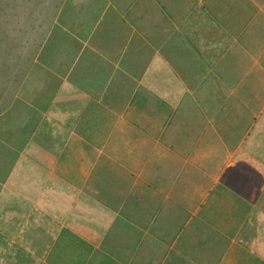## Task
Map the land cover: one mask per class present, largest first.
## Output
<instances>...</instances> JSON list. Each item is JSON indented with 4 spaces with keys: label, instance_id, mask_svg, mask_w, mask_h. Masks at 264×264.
Returning a JSON list of instances; mask_svg holds the SVG:
<instances>
[{
    "label": "crops",
    "instance_id": "1",
    "mask_svg": "<svg viewBox=\"0 0 264 264\" xmlns=\"http://www.w3.org/2000/svg\"><path fill=\"white\" fill-rule=\"evenodd\" d=\"M72 1L0 76V264H264V0Z\"/></svg>",
    "mask_w": 264,
    "mask_h": 264
},
{
    "label": "trees",
    "instance_id": "2",
    "mask_svg": "<svg viewBox=\"0 0 264 264\" xmlns=\"http://www.w3.org/2000/svg\"><path fill=\"white\" fill-rule=\"evenodd\" d=\"M78 3L72 0H0V76L9 70V65L4 63L28 61L36 50L47 45L49 33L62 35L64 30L78 25L77 15L80 25L82 7Z\"/></svg>",
    "mask_w": 264,
    "mask_h": 264
},
{
    "label": "rangeland",
    "instance_id": "3",
    "mask_svg": "<svg viewBox=\"0 0 264 264\" xmlns=\"http://www.w3.org/2000/svg\"><path fill=\"white\" fill-rule=\"evenodd\" d=\"M97 1H98V0H97ZM104 1H105V0H104ZM95 6H96V5H95ZM86 21H87V20H85L84 22H86ZM83 28H84V23L80 25V27H79L80 30H79V31H81Z\"/></svg>",
    "mask_w": 264,
    "mask_h": 264
}]
</instances>
